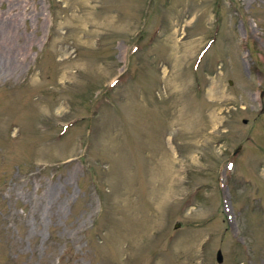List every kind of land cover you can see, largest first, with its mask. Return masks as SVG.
Returning a JSON list of instances; mask_svg holds the SVG:
<instances>
[{"label": "rangeland", "instance_id": "rangeland-1", "mask_svg": "<svg viewBox=\"0 0 264 264\" xmlns=\"http://www.w3.org/2000/svg\"><path fill=\"white\" fill-rule=\"evenodd\" d=\"M0 264H264V0H0Z\"/></svg>", "mask_w": 264, "mask_h": 264}, {"label": "water", "instance_id": "water-1", "mask_svg": "<svg viewBox=\"0 0 264 264\" xmlns=\"http://www.w3.org/2000/svg\"><path fill=\"white\" fill-rule=\"evenodd\" d=\"M217 261H222V256L220 250L217 251Z\"/></svg>", "mask_w": 264, "mask_h": 264}]
</instances>
